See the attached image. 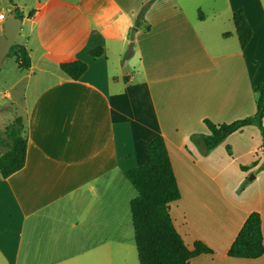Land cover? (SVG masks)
<instances>
[{
	"label": "crops",
	"instance_id": "crops-1",
	"mask_svg": "<svg viewBox=\"0 0 264 264\" xmlns=\"http://www.w3.org/2000/svg\"><path fill=\"white\" fill-rule=\"evenodd\" d=\"M147 1L40 0V17H25L31 66L8 90L22 88L24 101L31 95L27 144L24 166L0 177V264H135L129 203L136 191L123 174L147 162L145 146L157 136L180 190L169 205L173 225L186 247L200 242L212 251L188 264H264V253L227 256L251 212L260 216L264 245L257 125L210 151L199 139L208 134L204 120L255 114L264 0H153L139 19ZM14 8L6 16L0 1V36ZM238 9L251 29L243 49L232 22ZM96 48L103 53L92 58ZM68 56L87 64L79 80L59 69Z\"/></svg>",
	"mask_w": 264,
	"mask_h": 264
},
{
	"label": "trees",
	"instance_id": "trees-1",
	"mask_svg": "<svg viewBox=\"0 0 264 264\" xmlns=\"http://www.w3.org/2000/svg\"><path fill=\"white\" fill-rule=\"evenodd\" d=\"M149 0L143 4L138 18L141 19L152 3ZM42 11L28 13L27 17L37 20ZM11 16L22 20L17 8L11 11ZM240 49H243L251 37L242 9L232 14ZM102 48L89 51L92 58L102 55ZM132 54L131 45L123 54L122 59H128ZM6 57L14 59L20 72L30 69L29 52L22 44L10 48ZM60 71L70 80H79L87 70V64L82 60L68 56L59 60ZM255 114L252 117L239 119L231 123L215 125L204 120L208 134L199 137L204 151H210L220 145L229 135L240 131L243 127L255 123L260 131L264 147V127L262 117L264 111V83L254 88ZM26 129L22 118H15L0 137V177L5 179L19 171L25 163ZM148 160L141 166L124 172V177L136 191V196L130 201L129 209L133 228V239L139 264H188L202 254H212V251L200 242H195L191 249L186 247L181 236L176 231L169 213V205L180 198V190L169 158L163 137L157 136L145 146ZM264 167V164L262 168ZM244 171L246 168L241 167ZM264 253L261 232V220L257 212H251L243 223L234 241L230 245L227 256L235 259H257Z\"/></svg>",
	"mask_w": 264,
	"mask_h": 264
},
{
	"label": "rangeland",
	"instance_id": "rangeland-1",
	"mask_svg": "<svg viewBox=\"0 0 264 264\" xmlns=\"http://www.w3.org/2000/svg\"><path fill=\"white\" fill-rule=\"evenodd\" d=\"M1 3L5 6V15L8 16L10 14L9 9L11 5H16L19 8V13L22 15V30L20 29L18 36L16 38L17 44H22L21 34L27 30V27L30 23L27 21L28 13L35 10V5L40 0H0ZM13 10V9H12ZM127 50V49H126ZM21 73L16 68V64L14 59L11 57H5L0 65V137L4 136L5 128L14 121L15 118H22L24 122V117L26 115V111L30 106V98L31 95L28 94L26 96L27 101H24L21 93L22 88L17 87L14 90L9 88L10 83L14 78ZM8 94V97L4 96ZM26 129V128H25ZM4 151V148L0 146V153ZM232 170V169H231ZM247 178H251L254 174L249 173L246 175ZM133 255L136 256L135 246L133 248ZM137 257V256H136ZM138 264V260L136 263Z\"/></svg>",
	"mask_w": 264,
	"mask_h": 264
},
{
	"label": "water",
	"instance_id": "water-1",
	"mask_svg": "<svg viewBox=\"0 0 264 264\" xmlns=\"http://www.w3.org/2000/svg\"><path fill=\"white\" fill-rule=\"evenodd\" d=\"M21 24L22 20L13 16L7 17L2 23V34L0 36V65L9 53L10 48L15 44Z\"/></svg>",
	"mask_w": 264,
	"mask_h": 264
},
{
	"label": "built area",
	"instance_id": "built-area-1",
	"mask_svg": "<svg viewBox=\"0 0 264 264\" xmlns=\"http://www.w3.org/2000/svg\"><path fill=\"white\" fill-rule=\"evenodd\" d=\"M0 19L3 20L4 19V16L3 15H0Z\"/></svg>",
	"mask_w": 264,
	"mask_h": 264
}]
</instances>
